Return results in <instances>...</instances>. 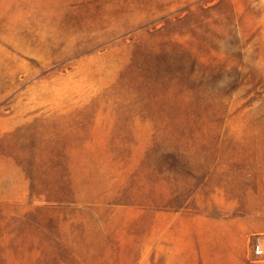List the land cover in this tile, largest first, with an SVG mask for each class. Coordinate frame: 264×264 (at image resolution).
Here are the masks:
<instances>
[{
	"label": "rangeland",
	"instance_id": "374dc122",
	"mask_svg": "<svg viewBox=\"0 0 264 264\" xmlns=\"http://www.w3.org/2000/svg\"><path fill=\"white\" fill-rule=\"evenodd\" d=\"M200 207L250 229L173 241ZM261 232L264 0H0V264H264Z\"/></svg>",
	"mask_w": 264,
	"mask_h": 264
},
{
	"label": "crops",
	"instance_id": "0c3cea01",
	"mask_svg": "<svg viewBox=\"0 0 264 264\" xmlns=\"http://www.w3.org/2000/svg\"><path fill=\"white\" fill-rule=\"evenodd\" d=\"M7 192L9 193V191ZM218 193L222 194V191L219 190ZM204 207L206 208L207 206ZM207 212L208 211L206 209L200 207L195 210L190 209L187 210V212L182 211L173 214V217L179 221L178 224L174 226L175 229L172 232L173 241L182 244L188 242L190 249L201 251L203 247L200 245V243L205 241L206 238L210 240L221 238V240L223 239L227 241L231 236L235 235L238 239H244L247 230L250 229L243 219L241 220L235 218H225L222 216H214ZM112 230L114 229L112 228ZM226 241L224 243L226 246L223 245L222 242L218 246V249H223V246L229 248V243ZM77 242L79 243V248H84L86 250L93 248L90 246L84 247L81 240H78ZM86 242L88 245V240ZM192 244H196V246L192 247ZM215 248L217 249V246H214V249ZM108 255L113 257L114 253H109Z\"/></svg>",
	"mask_w": 264,
	"mask_h": 264
},
{
	"label": "built area",
	"instance_id": "2783aa9c",
	"mask_svg": "<svg viewBox=\"0 0 264 264\" xmlns=\"http://www.w3.org/2000/svg\"><path fill=\"white\" fill-rule=\"evenodd\" d=\"M250 246L252 256L255 258L264 257V232L252 235Z\"/></svg>",
	"mask_w": 264,
	"mask_h": 264
}]
</instances>
